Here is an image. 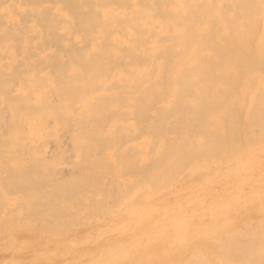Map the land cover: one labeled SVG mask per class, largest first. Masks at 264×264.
I'll list each match as a JSON object with an SVG mask.
<instances>
[{
	"label": "bare ground",
	"instance_id": "obj_1",
	"mask_svg": "<svg viewBox=\"0 0 264 264\" xmlns=\"http://www.w3.org/2000/svg\"><path fill=\"white\" fill-rule=\"evenodd\" d=\"M78 1L79 0H52L53 4L63 5V8H66L68 10V12L67 11L63 12L60 11L57 7H55V11H56L55 13L59 16V18L62 17L73 21L72 28L70 27L72 30L76 32L80 30L86 34L91 33V35L97 34L99 35L98 37H101L103 39V41L98 42L97 46H99V49L91 56L86 57L84 60H82L83 52L82 50H79L80 46L77 47L78 49L73 48L72 46L74 45H68L67 47L63 46L68 56L67 57L65 55L66 59L65 60L63 59V61L67 62L69 60H72L71 62H73L74 60V62L80 65V67L76 69L78 74L80 73L79 75L80 78L77 79L80 80L77 82H76L77 79L70 80L69 75H66L65 78L69 79L68 80L69 84L67 79H65L67 81L66 85H69V88L68 86H65L66 89H61V92L60 91L59 92L61 93L60 94L61 96L65 92V94H67L66 97H69L70 99L72 98V100L75 101L73 107L76 108L73 109L72 111L78 116V119L75 122H73L75 128L71 130H74L75 132L74 134L71 135V137H69V140L71 139L70 143L72 142L71 144L72 146L74 145L77 147V149H79L83 145L82 146V148H84L83 150L87 151L85 153L89 152L88 154H85L86 157L84 159L87 158L86 160H88V158H91V161H93L92 164H95V162L96 165L100 163L101 167L99 165H97L98 168L94 166L93 168L94 172L96 170L98 172L100 170L99 168H101L100 172H102L105 168L107 169L110 167L108 163H106L107 165L103 164L105 160L101 164V162L98 161V158H94V156L91 157V154L94 155L93 149L95 147L92 144L94 147L92 148L90 143L91 141L93 143L94 141L95 142L98 141L96 140V138H94V133L96 134L95 137H97L98 139L100 136V131L98 130L100 129V126L102 124L98 127L97 130H95L96 132L94 131V133H92L91 135L84 130L90 129L88 128V126L93 128L91 124L93 125L96 124L94 122H96L97 120L93 119L92 117L93 114L94 115H96L97 113L102 114L104 113V109L109 108L110 103L108 101L100 99L101 97L100 95L102 94L100 92L103 91L104 87L107 85L106 84L107 81L112 82L116 78L115 80H119V79L120 80L125 79L127 81L137 80L138 82L135 83L137 84L139 83V90L141 96L143 97L140 98L141 100H136L137 110L135 113L137 114L138 111H140V113L143 114L146 112L148 113L150 112L151 113L150 116L142 115L141 116L142 118L141 117H140L141 119L139 118V120H142L143 122L140 124H142V126L146 128L145 130L148 129L150 133L158 136V139L159 138L164 139V140L160 139V143L158 139H156L157 141L155 140L156 143H154L153 142L154 141L153 138L155 137L154 135L151 136L150 139L147 136V134H146L147 137L145 135L143 136L146 137L143 138L145 143L150 144L149 141L152 139H153L152 141L153 146L158 143V145H156V149H153L154 147H151L152 144L149 145L150 147L149 146L146 147H149V149L151 150L149 152L151 154L154 153L155 158L157 157L159 159L160 161V165H158L159 169H161L160 166L163 167L167 166L169 169L171 168L175 169L176 167H178L177 169L178 172L181 170L179 168L180 166L186 168V166L188 165L187 167L192 168L193 172L199 169L198 171H196V173L199 171L208 173L209 168L211 169L213 168L212 170L217 172V171H221L222 169V166H220L221 162L230 160L236 163V168L232 170L230 167L228 170H225L227 174L242 175L247 171V169L250 168L252 170H255L254 174L258 176H263L264 172L262 171V165L259 160V156L261 157L262 155H264V0H152L150 6H146V7H141L140 6L142 5L141 3L140 5H138L139 1L132 0V5L135 6L125 11V13L123 12L120 13L118 11V9L121 8L122 6L121 3L118 2V0H99L97 2L101 7V11L98 10V13H100L99 15H97L96 11L94 10L82 12L79 9ZM128 1L129 0H127V2ZM0 2L3 1L0 0ZM28 2H29V7L27 9V13H23V14L16 13V15H18L19 18H21L23 17V15L26 14L27 16L28 14L31 16L30 17L27 16V18L33 17L36 20H39V22L37 21L38 25H41L42 26L41 28L44 31H46L45 39H43L40 36L41 40H43L42 43L48 44V47L50 45L61 46V43L64 41V39L59 35H57L56 33H53L52 37H50L48 42V33L53 32L59 28L57 26V23L55 22L56 20L55 16L49 13L47 6H44L41 0H25L26 4H28ZM136 4L139 7H136ZM14 7L15 6L7 7V9H9L7 10L9 14L8 16H10L9 11H11L12 8L14 9ZM1 8L2 7H0V10ZM7 11L5 10V13ZM2 12L3 11H0V14ZM8 16H6L5 14V18L6 17L8 18ZM1 18L4 19L3 17ZM29 20L31 21V19ZM19 21H21V19ZM21 22L24 25L23 20ZM24 22H26V24L28 23V21L25 20ZM2 23L3 21H1V25ZM19 24L20 26H22L21 23ZM19 24L17 23V25ZM26 26L28 27V25ZM23 27L21 29H18L20 30L19 31L20 33L21 30L24 31L27 29V28L23 29ZM17 28H19V26ZM0 29H2V27ZM2 31L4 34L5 30L2 29ZM2 31L0 30V35H2L1 34ZM26 31L24 32L27 33V35L29 36L28 31H30V29L27 32ZM7 32L11 33V31H7ZM24 32H22L23 34L22 33L21 34L24 35ZM10 33L8 34L9 35L13 34L15 37L18 36L17 39L18 40L20 39V34L15 35L17 33L15 34L14 33L10 34ZM4 35H6V31ZM6 36H1L0 39L2 40L3 38L5 39L7 37L9 38V36L7 37ZM98 37L95 36L93 39H89L85 36L87 40L96 41V42L98 41ZM5 39L2 40L0 44L4 43L6 41ZM31 39L33 38H29V40ZM42 46L44 45H41V47ZM51 57L52 56L50 55L49 59L53 58ZM23 65L26 66L25 63H23L20 64V67ZM57 65L61 67V65L64 66L65 64L61 63L60 65L56 61L52 62L51 69H55L53 70V73L54 71H57V73L59 72L58 69L60 67L56 70V67H58ZM24 66L22 68H24ZM28 68L29 69H25L27 71H24V69L21 70L22 71L21 73H23V71L25 73L31 72L32 67L30 68L28 66ZM14 71L17 72V68L14 69ZM17 74L14 75L12 73V76L14 75L16 77L15 78L8 77V81H10L9 78L16 80L18 76L19 77L21 76L20 72ZM59 78L62 79L64 78V76L63 77L60 76ZM139 79L141 80V83L139 82L140 81ZM15 80L12 81L14 82ZM2 81H4V78ZM2 83L3 82H1L0 84L3 85ZM6 83L7 82L5 81L4 84ZM136 85L133 84V86L137 88L138 86ZM6 86L7 84L5 85V87L3 85L5 91L8 88V86L7 87ZM3 87L1 86L0 88L1 90L0 94L4 90ZM111 89L112 86L110 85L105 87L104 90L110 91ZM70 90L71 93H73L71 95L69 93ZM97 93L99 94L97 95ZM163 96H167L166 100L163 99L164 98ZM46 99L48 98L42 100H46ZM56 99H59V97ZM62 99H64L63 96L59 100ZM50 102L48 99V102L44 101L45 105L36 108L34 107L35 105H33V107L31 105H28L29 107L30 106L31 107L27 108L26 106H24L25 104L23 105V107L21 106V108L20 107L16 108V106L13 107V105L10 108L11 109L15 108L14 111H17L18 113H16V115L14 116L15 117L18 116L20 120L22 119L24 121L25 117L26 119H29L28 124L26 122L25 124L27 125V128L29 129L30 133L33 134L34 136L40 135L36 138L40 139L41 137L42 139L43 137L41 136L42 131L40 130H42L44 126H48L47 121L51 120L48 118L51 117L52 113L54 114V112L48 111L49 107L54 106L51 105ZM105 111H106L105 113H107V110ZM12 115H10V117L8 116V121H10L11 127L12 125L15 124L14 123L15 120ZM117 116L119 117V119L124 118L122 117L123 114L122 116H119V114ZM54 117H56L55 114ZM57 117H58L57 119H59V116ZM66 117L69 118V115ZM91 117L94 120V122L92 121ZM118 117L108 116L107 118V116L105 117L102 116V119H100L98 123L99 124L103 123L104 124L103 126L106 125L108 126V122H111L112 125H114L115 124L114 121ZM19 118L18 121H20ZM53 119L55 120V118ZM137 121L135 122L137 123ZM18 123L15 125H19ZM22 123L24 124V122ZM45 123H47V125ZM2 125L6 126L0 123L1 128L3 127ZM133 126L136 125L133 124ZM7 127L10 129L9 126ZM81 127L84 130L81 129ZM109 127H111V125H109ZM13 128H15V130L12 129L14 131V137H12V139L14 138L16 144L13 140L12 142H10L11 139L10 141H8L9 136L7 138V141L6 140L4 141L3 138L0 140V145L2 144V146L4 147V148H0V157H2V159L5 158L4 160H1V162L4 163V161H6L7 164L9 163L8 161H13L15 162V164L19 163L18 167H20V169L17 168L18 173L15 174L17 175L20 174V176L18 175L17 177V175H14L13 177L16 176L18 179L15 178L14 181L12 177L11 181L13 180L15 184L13 182L9 184L13 183L16 186L19 187L22 186V195H24L25 197L24 199H26V203L30 204L29 208L35 209L36 201L39 202L40 200L45 199L44 203L48 204L49 198L51 199L56 198L53 196L48 197L50 196L48 195V192L47 195L45 196L41 194L43 191L42 187L45 188L44 184L48 185V183L47 180H43L46 179L45 177L42 179L36 174V170H39L41 174V170H40L41 167L44 169L48 168L50 170L49 165L54 164V162L56 163H60L61 161L63 162L65 159L64 155L68 153L67 152L68 148L69 147L72 148V146L68 145L67 148V145L66 146L62 145L63 146L62 147L61 145L57 144L58 146L54 147L55 150L54 148L52 149L51 146L49 147V149H47L48 145L42 143L45 141L43 139V141L41 140L42 142L39 141V144H37L34 147L40 151V156L32 158V161L35 163H33L32 165L25 164V162L19 161L23 158H21L18 155L20 152H22L21 150L24 149L23 147L24 144L21 143L22 137L17 135L19 133V132L17 133L19 127L14 126ZM12 130L10 129L11 132H13ZM43 133L45 132L43 131ZM255 133H259V134H255ZM1 135L4 136L6 134L2 132ZM140 136L141 135H139L138 137ZM107 141L110 147L111 140L109 141L108 139ZM88 144L91 147H89ZM108 144L106 145L107 149L109 148ZM82 148H80V150ZM132 148L134 149L135 147L133 146ZM90 149H92L91 150L92 153L90 152ZM152 149L154 150V152L152 151ZM127 150L126 151L124 150V152L127 153ZM138 151L136 150L134 154L135 153L140 154V152ZM156 151L159 157L156 156L157 155ZM80 152H82V150ZM110 152L112 153L113 151ZM117 152H119V150H117ZM146 152H148V150L145 151L143 154H145ZM128 153L130 152L128 151ZM128 153L125 155L128 156ZM113 154L116 155L117 154L116 151L112 153V157H111V159L115 160L117 157L115 158ZM87 155H89L90 157ZM127 156H125L126 159L129 158ZM92 158H94V160ZM134 158L137 159L136 156ZM152 158H154V156ZM106 159H109L108 161L111 160L108 157ZM89 160L86 162H84L85 160H82L83 162H79L77 163L78 165H76L78 169H80L81 167L83 168V169L81 168L80 170L83 173L85 172L84 173L85 177L84 175H82L83 173H81L80 176L82 175V178H80V180H78L77 183L74 181L75 183H72L73 186L69 185L68 187H66L67 188L66 191L64 190L65 188L64 189L61 188L60 191L63 192L64 190L63 192L64 194L59 192L60 194H63L59 196H64L65 199L66 198L65 196L70 194V195H74V197L73 196L72 197L76 199L75 196L76 195L79 196L78 192H83V190L81 189L85 188L86 177L87 178L89 177V175L87 174H91L90 172H92L93 170L89 168V171L90 169L91 171L89 173L87 172L88 171L87 168L91 167L90 165L91 163H88ZM145 161L147 162V160H144L143 162L145 164L144 163L142 164L146 166L147 164ZM81 163L82 166H79L81 165ZM83 163L85 164L88 163L89 165L87 164L85 165L87 167H85L83 166ZM128 163L129 162H126L127 165H130ZM102 165L104 168H102ZM140 165L137 166L138 168L135 165L136 170L141 168ZM111 166L113 167L114 165L112 164ZM148 166H150L151 168L150 170L147 168L148 171L151 170L155 171L152 169L151 165ZM127 167L128 166H126V169ZM4 168L7 169L8 168L7 165L6 167L4 166ZM4 168L2 167V169ZM128 168H133V167H128ZM156 168L157 167H155L154 169ZM165 168L161 169L160 171L156 170L155 171L156 173L151 172L152 177L158 176V178L161 179V177H163L164 174L163 171L165 172L166 170L167 172L168 170V168L167 169ZM61 170L58 172H61ZM133 170L135 169L133 168ZM39 171H37V173ZM116 171L117 170L115 169L114 175H116L115 174L117 173ZM135 171L132 173L129 172L130 173L129 175H133L132 177L135 178V181L134 184L131 186V188L127 186L130 188L131 191L129 192L130 195L123 203L126 206L134 205L135 203L134 200H131L133 194L135 195L139 190L144 191V189H148L146 185L147 183H149V180L145 181L146 184H144L141 181L144 178L147 179L149 177H146L145 173L144 174L140 173V175L136 177V175L134 176ZM139 171L140 169L138 170V172ZM148 171L146 172V174L148 173ZM109 172L110 171H108V175ZM159 172H162V175ZM102 174H105L104 171ZM102 174H100V176L103 178V180H106L104 179L106 175L103 176ZM62 175L65 174L63 173ZM92 175L94 176L95 174L92 173ZM169 176L171 175L169 174ZM93 178L94 177L92 176L89 177L90 180H92ZM98 178L99 177L94 178L95 181H98L96 180ZM169 178H172V176ZM247 178L248 181L243 180L241 183H238L239 186L242 187L244 183H249L251 186V190H250L251 197L258 198L259 201L261 202L263 201L262 204H264V181L261 182V184L252 181L253 179L252 175H249ZM18 180H20L21 182H19ZM90 180L88 181L87 179L88 184L90 183ZM16 181H18L20 185ZM110 182L108 181V184H110ZM92 183L93 181H91L90 186H92ZM113 183L115 184L114 181ZM157 183L155 185L158 186L159 188L160 185H157ZM49 184H53L51 185L53 188L59 187L58 185H55L57 187L54 186V184H56V182L54 181ZM62 184L65 185L64 183ZM99 184H100L99 181L98 183H95L96 186H98ZM95 185L93 184L92 187H94ZM116 185L117 184H115V186ZM102 187L100 188V190L102 189ZM111 187L112 186H110V188ZM202 187H204L206 193H210L209 196H206L207 198L210 197L208 203H205L197 195L194 199H187L188 201H182V200L180 201L181 197L177 198V196L175 195L176 197L174 196L175 199H173L174 203L170 204V206L173 208V211H167L163 209L160 210L158 213H156L155 216L154 214H149L152 215V217H149V219H152L151 222H155V224H160V223L166 224L169 222L172 229L171 231L165 230V233L169 235L161 240L158 239L154 245L152 244L153 246L150 247V249L153 250L152 251L150 250L151 252L148 255L147 262L144 264H264V205L262 207L261 205H259V207L256 208V211L258 212L259 215H257L256 212L253 214H256L257 216L251 215L249 213L251 217L246 218L245 217L246 213L243 214L239 213L238 206L225 204V202L222 200L221 197H216L215 194L212 195L213 194L212 190L208 189L206 186H202ZM241 187H237L236 189H240ZM113 189L116 190L115 188ZM94 190L96 192L94 193L92 190L91 192L92 194L93 193L96 194L98 191L102 192V190L100 191L98 190V188H94ZM193 190L194 188L191 191ZM141 192L142 191L139 192V195H142L144 193ZM52 193H54V191H52ZM152 193H153V189L151 194ZM85 194L86 193H83V195ZM90 194L88 195L91 196ZM2 195L3 194H1L0 197H2ZM98 195H101V193ZM81 196L82 195H80L79 197ZM116 196H118V192L116 193L115 197ZM22 197L23 196H21L20 199H23ZM99 197L98 199L100 201L102 197L100 198ZM59 198H60V202L58 200L56 203L66 202V204L64 205L67 207V201H65L61 197ZM68 198L69 197L67 196V199ZM55 200L52 202L54 203ZM103 200L105 201V199ZM197 200L201 203H198ZM161 201L163 200L161 199ZM77 202H78L77 204H79L80 201ZM81 203L84 204V202ZM100 203H103V201L99 202V204ZM58 205L57 208H60L61 206L63 208L65 207L62 204H60L61 205L60 207H58ZM49 206L50 205H48V209ZM77 206L79 207L80 205ZM101 206L102 205H98L99 209ZM48 209L46 208L47 211H49L51 208L49 210ZM154 209L155 208H152L153 211ZM133 210H137L136 207H133ZM54 211L55 210H53V212ZM104 211L106 212V209ZM147 212L149 213L151 212V210L148 209ZM147 212L142 211L141 214L143 216L139 219H143L144 217H146V215L148 214ZM102 213L103 212H101V214ZM16 214L19 215V213ZM52 214H55V212ZM20 216L21 217H19V220L20 219L21 220L17 221L19 224L15 227V230L16 231L26 230L27 232V228L30 227V224L27 222V220L31 218H26L25 217L26 215L24 216L22 214ZM15 217L17 218L18 216ZM53 222L54 221H52V223ZM241 222H242V226L240 228L238 226L239 223ZM1 225L2 227H0V231L1 230L4 231L3 224ZM55 226H59V224L54 225V228H56ZM67 226H70V224ZM13 227L14 226L12 225V229ZM84 227L83 226L81 227L80 225L79 228L84 229ZM6 228H5V232H7ZM71 228L74 229V226H72ZM46 229H44L45 232ZM61 229L57 231L62 232ZM29 230H31V228ZM13 231L14 230H12V233ZM34 231L32 233H34ZM18 232L19 231H17L15 234H18ZM3 233L4 232L1 231L0 235H3ZM21 233L23 234L24 232ZM21 233H19L20 236H22ZM38 233H39L38 235L31 233L29 234L33 235L34 237L36 236L37 238L41 237L40 231ZM41 233L42 235L45 234L43 233V231H41ZM52 234L54 233H51V235ZM125 235H130V234H125ZM8 236L12 241H14L15 244L17 242V241L15 242V240L22 238V237L17 238L18 235H14V234L12 235L8 234ZM67 236L66 238L69 237ZM6 237L5 240H8L6 239ZM58 238H60V236ZM110 238L113 239V237ZM2 239L3 238H1V240ZM28 239L22 240V242L24 243L22 247L25 246V243L28 241ZM32 239L29 240L33 241ZM39 240L42 239L39 238ZM20 241L21 240H19V242ZM30 241H28L29 242L28 245L32 243ZM40 242L39 244H41ZM109 242L110 241H108V243ZM7 244L6 246H4L3 244L2 245L6 248L8 246ZM34 244L38 246V244L35 243V241ZM1 247L2 246H0V248ZM33 247H35V245H33ZM5 248L4 249L2 248L1 250L5 251L6 250ZM6 251L5 253L9 252ZM91 251L93 252L92 249ZM19 252H21L22 254V251ZM23 252H25V249H23ZM146 253L145 255H147ZM13 255H15V253H13ZM23 255H27V254H23ZM28 256L29 255H27L26 257ZM4 257H7V255L5 256L4 254ZM15 257L18 256L15 255ZM133 260L135 261V258ZM21 262L23 261L21 260ZM142 262L144 261L142 260ZM130 263L132 262L130 261Z\"/></svg>",
	"mask_w": 264,
	"mask_h": 264
},
{
	"label": "rangeland",
	"instance_id": "obj_2",
	"mask_svg": "<svg viewBox=\"0 0 264 264\" xmlns=\"http://www.w3.org/2000/svg\"><path fill=\"white\" fill-rule=\"evenodd\" d=\"M1 1H3V2H0V7H2L0 11H3L2 12L3 16H2V13L0 15L4 19H2L0 17V20L2 19L1 21H3L2 25H1V21H0V26L2 27V29H4L6 31V35L9 36V38L6 35H4L5 31L3 34L2 29H0L2 31L1 32L2 35H0V37L1 36L7 37L6 39L5 38L2 39V40H4V39L6 40L5 42L3 41L4 42V43H2L3 45L0 44V83L3 82L2 84L4 85V87L6 84L8 86L7 90L5 91L3 85L0 84L4 89L0 94V109H1L0 110V123L6 125V126L2 125L3 126L2 128L0 126V140L3 138L4 141L5 140L7 141V138L9 136L8 141H10V139H11L10 142H12V140H13L16 144V141L14 140V138L12 139V137H14V131L12 129L15 130V128H13V127L18 126L19 130L17 131V133L18 132L19 133L17 135L22 137L21 143L24 144V146L22 145L24 147V149H22L21 150L22 152H20L18 154L23 159H21L19 161L25 162V164L32 165L33 163H35L32 161V158L40 156V151L34 147L37 144H39V141L42 142L43 139L45 141L42 143H45L46 145H48L47 149H49L50 146L53 149L54 147H56L58 145H61V146L67 145V148H68V145L72 146L71 145L72 142L70 143L71 139L69 140V137H71V135L74 134L75 131L71 130V129L75 128V125H73V122H75L78 119V116L72 111L73 109L76 108V107L75 108L73 107V104L75 103V101H73L72 98L70 99L69 97H66L67 94H65V92L62 94L64 99H62V100H59V99H61V97H62L60 95L61 89H66L65 86H68V88H69V85H66V82L69 79L65 78V76L69 75L70 80L80 78L79 77L80 73L78 74V72L76 71V69L79 68L80 65L77 64L76 62H74V60H73V62H71L72 60H69L68 58H67L69 60V61H67L68 63L66 61H63V59L65 60L66 56H67L63 46L67 47L68 45H74L72 47L76 48V49H78L77 47L80 46L79 50H82V52H83L82 53L83 54L82 60H84L86 57L91 56L92 54H94L99 49V46H97V44H98V42H102L103 39L101 37H98L99 35H97V34L91 35V33L86 34L80 30H78V32L72 30L71 28H72V22L73 21L68 20L66 18H62V17L59 18V16L55 13L56 12L55 7H57L60 11H63V12L67 11L68 12V10L66 8H63V5L53 4L52 0H41L42 4L44 6H47L49 13H51V15L55 16V19H56L55 22L57 23V26L59 27L57 30L48 33V42H49L50 37H52L53 33H56L57 35H59L60 37H62L64 39V41H63L64 43L62 42L61 46L50 45L48 47V44L42 43L43 40H41V38H40V36L43 39L46 38V31H44L41 28L42 27L41 25H38L37 21L39 22V20H36L33 17H32L33 19L27 18V16H29V17L31 16L28 14H27V16H26V14L23 15V17L20 16L21 18H19V16L16 15V13L17 14L18 13H21V14L27 13V9L29 7V2H28V4H26L27 1L25 3V0H1ZM79 1H78V6L82 12L94 10V11H96L97 15L100 14V13H98V10L101 11V7L97 3L99 0H79ZM137 1H139L138 2L139 4L137 3L138 5H140V3H141L142 4V5H140L141 7H146V6H150L152 0H137ZM118 2L121 3V5L123 6V7L121 6V8L118 9V11L120 13H122V12L125 13V11H127V10H129L135 6V5H132V0H129L128 2H127V0L126 1L125 0H118ZM137 4H136V7H139ZM11 6H15V7H14V9L12 8L11 11H9L10 16H8L9 14H8L7 10H9V9H7V7H11ZM4 7H6V8H4ZM5 10L7 11L6 13H5ZM13 10L15 13L13 12ZM4 13L6 14V16H8V18L7 17L5 18ZM20 19H21V21L23 20L24 25L22 24L21 21H19ZM29 19H31V21ZM24 20L28 21L29 24L28 23L26 24V22H24ZM17 23L18 24L21 23L22 26H20V24L17 25ZM25 24L28 25V27ZM18 26H19V28H17ZM23 26H26V27H23ZM22 27H23V29L27 28L26 29L27 31L30 29V31H28L29 36L27 35V33L24 32L26 30H24V31L21 30V33L24 32V35H22L23 33L21 34L19 32L20 30H18V29H21ZM7 31H11V33H14V34L17 33L15 35L20 34V39L18 40L17 39L18 36L15 37L13 34L9 35L8 33H10V32H7ZM70 32H72V33H70ZM85 36L89 39H93L95 36H97L98 41L96 42V41L87 40L85 38ZM26 37H28V38H26ZM29 38H33V39L29 40ZM2 40L0 41V43L2 42ZM40 43H42V44H40ZM69 43H72V44H69ZM41 45H44V46L41 47ZM45 46L48 48H46ZM48 55H49V57L51 55L53 58L51 57L52 59H49ZM54 61L58 62V64H60V65H61V63L65 64L64 66L61 65V67L59 65H57L58 67H56V70L60 67L58 69V71H59L58 73H57V71H54V73H53V70H55V69H51V63ZM59 61H60V63H59ZM23 63H25V65H26V66L23 65L24 68H22L23 66L20 67V64H23ZM28 66L30 68L32 67V70L30 69L31 72L25 73L24 71H27L25 69H29ZM16 68H17V72L14 71V69H16ZM18 68L20 69V71ZM23 69H24V71H23V73H21L22 72L21 70H23ZM13 71L16 74L20 72L21 76L20 77L18 76L16 80L9 78L10 81H8V77H13V78L16 77V76H14L16 74ZM12 73L14 74L13 76H12ZM50 73H52V74H50ZM57 74H59V75H57ZM9 75H11V76H9ZM1 76L4 78V81H2L3 78ZM58 76L59 77L64 76V78L60 79ZM65 79H67V81ZM115 79L112 82H109V81L106 82L107 85L105 87L110 86V85L112 86V89L110 91L104 90L105 89V87H104L103 91L100 92V93H102L100 95L101 96L100 99L108 101L110 103L109 108L104 109V113H102V114L97 113L96 115H98L99 117L94 115V114L92 115L93 119H95L97 121L94 122V120L91 117L92 121L94 123H96L95 125L90 123L91 126H93V128L88 126V128H90L88 130H91V128H92L91 131H88L87 129L84 130L81 127V129H83L84 131H87L91 135L102 124L100 126V129L98 130V131H100V136L98 139H97V137H95L96 134L94 133V138H96V140H98V141L95 142L93 140L95 144L92 141L90 143L92 148L95 147L93 149L94 155L91 154V157L94 156V158H98V161H100L101 164L105 160L103 164L107 165L106 163H108V165L110 166L109 168H107L108 170L106 168L104 170L102 169L105 174H102L103 171L100 172L101 168H99L100 170L98 172H97V170L94 172V169H93L94 166L96 168H98L97 165L100 166V163H98L97 165H96V162H95V164H92L93 161H91V158H88V160L90 159L88 163H91L90 164L91 167L87 168L88 169L87 172L89 173L91 171V169H93V170H92V172H90L91 174H87V175H89V177L92 176L94 178L99 177L96 180H98L100 182V184L98 186H96L95 183H98V181H95L94 178L92 180H90L91 178L89 179V177L88 178L86 177L85 188L81 189V190H83V192H78L79 196L82 195L81 196L82 198L79 197L78 195H76L75 196L76 199H74L73 198L74 195L69 194V195H66L65 196L66 198L64 199V196H59V195H63L64 190L65 191L67 190L66 187H68L69 185H72V183H75V182L77 183V181L80 180V178H82V175H84V173H85V172L84 173L81 172L80 169L82 167L80 169H78L76 167V165H78L77 163L83 162L82 160H85L84 162L88 161V160H86L87 158L86 159H84V158L86 157L85 154H88L89 152L85 153L87 151L83 150L84 149V148H82L83 145L81 147L78 146V147L82 148L81 150L83 153L80 152L81 151L80 148L77 149V147L73 145L74 148H73V146H72V148L71 147L68 148V151H67L68 153H66L64 155L65 159L63 162L58 161L60 163L54 162V164L49 165L50 170L48 168L44 169L41 167L40 168L41 174H40L39 170H36V174L39 177H41L42 179L45 177L46 179H43V180H47V183H48V185L44 184L45 188L42 187L43 191L41 194L43 196H45V195H47V192H48V195H50L48 197L53 196V197H56L55 199H57V200L49 198L48 204L44 203L45 199H42L39 202L36 201L37 205L35 204V209L29 208L30 204L26 203V199H24L25 197H24V195H22V186L21 187L16 186V185H14L15 182H13V180L11 181V178L14 175H17L15 173H18L17 168L20 169V167H18L19 163L15 164V162H13V161H8L9 162L8 164L6 163V161H4V163H3V162H1V160H4L5 158L2 159V157H0V162H1L0 163V195L3 194L2 197H0V222H1L0 227H2L1 224H3L4 231L3 230H1V231L4 232L3 235L5 237L7 236L6 239H8V240H5V237L3 235H0V243H1L0 246H2L0 248V264H21V263L22 264H50V262H51V264H123V263L125 264L126 262H129L126 264H144L147 262L149 253L153 250V249L151 250L150 247H152L157 242L158 239L161 240V239H163L169 235V234L165 233V230L171 231V229H172L169 222L166 224H161V223L155 224V222H151L152 219H149V217H152V215H149V214H154V216H155L156 213H158L160 210H163V209L167 210V211H173V208L170 206V204L174 203L173 199H175L176 196H177V198L181 197L180 201L181 200L182 201H188L187 199H194L197 195L205 203H208L210 200V197L207 198L206 196H209L210 193H206V190H204V187H202V186H206L208 189L212 190V193H213L212 195L215 194L216 197H221L222 200L225 202V204L232 205V206H238L239 213H241V214L246 213V216H245L246 218H250L251 215H256V214L259 215L258 212L256 211V208H258L259 205H261V207H262L264 205V204H262L263 201L261 202V201H259L258 198L251 197V192H250L251 186L249 183H244L242 185V187L239 186L238 183H241L243 180L248 181L247 177L249 175H252L253 176L252 181H255L256 183L261 184V182L264 181V173H263V176H258L256 174H254L255 170H252L249 168L242 175H240V174H227L225 170H228L230 167L232 170H234L236 168V163L233 161H230V160L223 161V162H221V165H220V166H222L221 171L215 172L212 170L213 168L212 169L209 168L208 173L207 172L206 173L201 172V171L196 173V171H198L199 169H197L195 172H193L192 168L187 167L188 165L185 168V167H181L180 166L181 164H180L179 168L181 170L179 169L180 171H178V172H177L178 167H176L175 169L174 168L169 169L167 166H164V167L160 166L161 169H163L165 167H166L165 169L168 168L167 172L165 170L166 173L163 171V173H164L163 177L164 178L169 176V174L172 176V178L173 177L174 178L173 179L169 178L171 176L167 177L168 179L167 178L164 179L163 177H161V179H160V178H158V176H156L157 178L155 176H154L155 178L152 177L151 174L153 172L156 173L155 172L156 170L157 171L161 170L158 168L159 167L158 165H160V161L157 157L155 158V155L153 153L154 152L153 149H156V145H158V143L154 146L152 144L153 142L156 143L155 140L158 139V136L150 133L148 131V129L145 130L146 128L144 126H142V124H140V123H143L142 120H139V118L142 115L150 116L151 113L146 112L143 114V113H140V111H138L137 114L135 113L137 110L136 100H141L140 98L143 97V96H141V93L139 90V83L138 84L135 83V82H138L137 80L136 81H134V80L127 81L125 79L124 80L119 79L120 80L119 81V80H115ZM12 80H15V81L13 82ZM79 80L80 79H77L76 82ZM5 81L7 82L6 84H4ZM139 82L141 83V80ZM68 84H69V81H68ZM133 84H135V85L137 84L136 86H138V87L137 88L134 87ZM1 86H0V88H1ZM69 93H70V95L73 94V93H71V90ZM69 93H68V95H69ZM98 94L99 93H97V95ZM58 97H59V99H56ZM163 97H164L163 99L166 100L167 96H163ZM45 98H48L49 102L51 101L50 104L54 105V106H52L53 108L49 107L48 111L54 112L56 117H54L53 113L51 114V117L48 118L51 120L47 119L48 120L47 121L48 126H44V128L42 130H40V131H42V133H41L42 134L41 136H43L42 139H41V137H40V139H38L36 137H38L40 135L34 136L33 134H31L29 129L27 128V125L25 124V122L28 124L29 119H26V117H25L24 121L21 119L22 122H24V124H23L18 116H16V117L14 116V115H16V113H18L17 111H14L15 108L11 109L10 107H12V105H13V107L16 106V108L17 107L21 108V106L23 107L24 104H25L24 106H26L27 108L29 107L28 105H31L32 107H33V105H35L34 106L35 108L40 107V106L45 105L44 101L48 102V99L42 100ZM48 106H49V104H48ZM105 110H107V113H105L106 112ZM83 112H84V110H83ZM85 113H86V110H85ZM106 114H108V115H106ZM118 114H119V116H122V114H123L122 117H124V118L121 117L123 120L119 119V117L117 116ZM10 115H12L14 117L15 122L14 121L13 122L15 124L20 122L21 125H20V123H18L19 125L14 124L11 127V123H10V121H8V116L10 117ZM68 115H69V118L66 117ZM57 116H59V119H57L58 118ZM94 116H96V117H94ZM102 116H104V117L107 116V118H108V116L109 117L110 116L118 117V118H116V120L114 121L115 122L114 125H112L111 122H108V126L106 124H105L106 126H103L104 125L103 123H100V124L98 123V121L100 119H102ZM18 118L20 121H18ZM53 118H55V120ZM135 118H137V119H135ZM117 119H119V120H117ZM135 121H137V123H139L140 125L137 124ZM139 121H141V122H139ZM133 122H135V123H133ZM47 123H45V124L47 125ZM66 123H68V124H66ZM83 124H84V121H83ZM133 124H135L136 126L139 125L140 128H139V126H137V127L133 126ZM109 125H111V127H109ZM7 126H9L13 132H11ZM43 131L45 133H43ZM144 131H146V132H144ZM255 131H257V130H255ZM2 132H4L6 135L2 136L1 135ZM9 132H10V134H9ZM146 134L149 137V139L151 138V136H153V135L155 136L154 138L152 137L154 139V141H153V139L149 141L150 144L145 143L143 140V138L147 137ZM255 134H259V133H255ZM118 135H120V136H118ZM139 135H141L140 136L141 138L138 137ZM144 135L146 137H143ZM168 135H170V134H168ZM124 136H126V137H124ZM107 138L109 139V141L111 140L110 147H109V144L107 143L108 142ZM160 139H162V138L158 139L159 143H160ZM162 140H164V139H162ZM47 142H48V144H47ZM86 143H87V141H86ZM96 143H98V144H96ZM137 143H139V144H137ZM92 144L94 145V147ZM107 144L109 147L108 149L106 147ZM79 145H80V143H79ZM132 145L135 147L134 149L132 148L133 147ZM143 145H145V146H143ZM149 145H151V147H154L152 149L153 154H151L149 152V151H151L149 149V147H150ZM1 146H2V144L0 145V148H4L3 146L2 147ZM91 146L89 145V147H91ZM146 146H149V147H146ZM127 148H128V150H127ZM146 148H148V149H146ZM54 150H55V148H54ZM91 150L92 149H90V152H91ZM114 150L116 151L117 154L116 155L113 154V156H115V158L117 157L116 158L117 160L111 159L112 153L115 152ZM117 150H119L120 154H119V152H117ZM124 150L125 151L127 150V153L129 151L131 154L128 153V156L125 155L127 153L124 152ZM133 150H135V151L139 150L138 152H140V154H138V153L134 154L135 151H133ZM144 150L145 151L148 150V152L143 154L145 152ZM110 151H113V152L111 153ZM108 152H110V153H108ZM106 153H108V154H106ZM156 154H157L156 156L159 157L157 151H156ZM89 155H87V156H89ZM106 156L108 158H110L111 160L108 161L109 159H106L107 158ZM118 156H119V158H118ZM125 156H127L129 158L126 159ZM135 156L137 157V159L134 158ZM153 156L156 159V161L154 158H152ZM94 158H92V159L94 160ZM138 159H140V160H138ZM133 160L135 161V163ZM144 160H147V162L145 161L147 164L146 166L144 165L145 164L143 162ZM259 160H260L261 165H262V171L264 172V168H263V166H264V155H262L261 157L259 156ZM126 162H129L128 164H130L131 166L127 165ZM131 162H132V164H131ZM88 163H86V164L83 163V166L87 165ZM142 163H144V164H142ZM4 164L7 165V167H8L7 169L4 168V166L6 167V165H4ZM112 164L114 165L113 167L111 166ZM138 164L139 165L142 164V165H140L141 168H139L140 169L139 172H138L139 169L136 170V167L139 166ZM185 164H186V162H185ZM132 165H134V166H132ZM135 165H136V167H135ZM148 165H151L152 169L155 171H152V170L148 171L147 168L149 170L151 169L150 166H148ZM79 166H82V163ZM115 166H117V167H115ZM121 166L123 167V169ZM126 166L133 167L136 171L133 170V168H128V167L126 169ZM2 167L4 169H2ZM12 167H14V168H12ZM85 167H87V166H85ZM120 167H121V169H120ZM155 167H157V168L154 169ZM89 168H91L90 171H89ZM102 168H104L103 165H102ZM115 169L117 170L116 171L117 173H115L116 175H114ZM141 169H143V170H141ZM60 170H61V172H58ZM21 171H22V169H21ZM37 171H39V172L37 173ZM108 171H110L109 175H108ZM134 171H135L134 176L136 175V177L138 175H140V173H142V174L145 173L146 177H149L147 179L144 178L141 181L144 184H146L145 181L149 180V183H147V185H146L149 190L148 189H144V191L139 190L135 195L133 194L131 200H134V202H135L134 205L126 206L123 203L127 199V197L130 195V193H129L131 191L130 188L134 184V181H135V178L132 177L133 175H129L130 174L129 172L132 173ZM147 171H148V173H147L148 175L146 174ZM59 173L60 174L64 173L65 175H62V174L60 175ZM81 173H83V174L80 176ZM92 173L95 175L93 176ZM159 173L162 175V172H159ZM100 174H102L103 176L106 175L107 177L106 176L104 177V179H106V180H103V178L100 176ZM183 174H185V175H183ZM18 175L20 176V174H18ZM18 175H17V177H18ZM161 175H159V176H161ZM130 176L132 177V179ZM17 177L16 176L13 177L14 181H15V178H17ZM84 177H85V175H84ZM4 179L6 182L4 181ZM87 179H88V181L90 180L89 184H88ZM52 180L54 182H56V184H54V186L55 185L59 186V187L55 186L58 189L53 188L51 186L53 184H49V183L53 182ZM167 180H170V181H167ZM18 181L21 182L20 180H18ZM18 181H16V182H18ZM91 181H93L92 186L94 184L95 185L94 187L90 186ZM94 181H95V183H94ZM108 181L109 182L112 181V182H110V184H108ZM113 181L115 182V184H117L116 186L113 183ZM11 182H13L14 184L13 183L9 184ZM65 182H67V183H65ZM62 183H64L66 186L63 185ZM156 183H157V185H160L159 188H158V186L155 185ZM161 183H163V184H161ZM19 185H20V183H19ZM110 186H112V187L110 188ZM127 186H129L130 188ZM101 187H102V189H101L102 192H99L98 190H100ZM237 187H241V188L236 189ZM61 188L62 189L65 188L63 190V192L60 191ZM94 188H98V190H97L98 192L96 193L97 195L94 194L96 192L95 191L96 189L94 190ZM113 188H115L116 190H119V191H116ZM151 188L153 189L152 194H151V192H152ZM193 188H194V190L191 191ZM121 189H124V190H121ZM92 190L94 192L93 194L91 193ZM52 191H54V193H52ZM140 191H142L144 193L142 195H139ZM59 192H61L63 194H60ZM117 192H118V196L115 197ZM181 192H182V194H181ZM185 192L186 193L188 192V193L186 194ZM83 193H86V194L83 195ZM100 193H101V195H98ZM5 194H6V196H5ZM88 194H90L91 196H89ZM87 195H88V198H87ZM21 196H23L22 197L23 199H20ZM58 196L63 198L65 201H67V207L68 208L64 205V204H66V202L59 203L60 198ZM67 196L69 197L68 199H67ZM99 196L102 197V199L100 201L98 199ZM85 197L87 198V200ZM103 199H105V201ZM161 199L163 201H161ZM54 200H55V202L53 203L52 201H54ZM58 200H59V202L56 203ZM77 201H80L79 204H77L78 203ZM98 201L99 202L103 201V203L99 204ZM74 202L80 206L78 207ZM81 202H84V204ZM159 203H160V205H159ZM198 203H201V202L198 201ZM43 204L44 205L46 204V205L44 206ZM60 204H62L65 207L63 208ZM225 204H224V206H225ZM48 205H50L49 209L51 208L50 209L51 211L48 209ZM57 205H58V207H60V206L61 207L57 208ZM68 205L70 206V208ZM98 205H102L101 206L102 209H101V207L99 209ZM103 205L105 208L103 207ZM71 206H72V208H71ZM251 206H253L254 208ZM133 207H136L137 210H133ZM46 208L49 211H47ZM152 208H155L154 211L152 210ZM52 209L55 210L54 211L55 214H52V213H54ZM105 209H106V212L104 211ZM148 209H150L151 212L148 213L147 212ZM142 211L147 212L148 214L143 219H139L143 216L141 214ZM198 211H199V209H198ZM248 211H250V212H248ZM15 212L19 213V215H17ZM101 212H103L102 213L103 215L101 214ZM255 212H256V214H253ZM136 213H138V214H136ZM21 214L24 216L26 215L25 216L26 218H31L28 220L26 219L27 222L30 224V227L27 228V232H26V230H17V231H19L18 234H15L17 232L15 230V227L19 224L17 221L19 220V217H21L20 216ZM37 215H39L40 217ZM54 215H56V216H54ZM15 216H18V217L16 218ZM156 217H159V216H156ZM52 221H54V222L52 223ZM58 224H59V226H55L56 228H54V225H58ZM69 224H70V226H67ZM79 224L81 225V227L85 226L84 229L83 228L80 229ZM12 225L14 226L13 229H12ZM71 225L74 226V229L71 228L72 227ZM33 226H34V229H33ZM241 226H242V222L239 223L238 227L241 228ZM5 228H6L7 232H5ZM30 228H31V230H29ZM59 228L60 229L62 228L61 229L62 232L57 231V230H60ZM44 229H46V232L44 231ZM9 230L11 231V234H10ZM12 230H14L13 233H12ZM34 230H36L37 232ZM33 231H34V233H32ZM39 231H40L41 237L37 238L35 236L36 237L35 238L33 235H31V234L38 235ZM41 231H43V233H45V234L42 235ZM47 231H49V232H47ZM69 231H70V233H69ZM21 232H24L23 234H26V233L27 234L23 235ZM19 233H21L22 236H20ZM29 233H31V234H29ZM51 233H54L55 235L54 234L51 235ZM8 234L9 235H12V234L18 235L17 238L18 237H22V238L15 240V242L17 241L15 244L14 241H12L10 239ZM125 234H130V235H125ZM24 236H26V237H24ZM59 236H60V238H58ZM66 236L68 238H66ZM122 236H124V237H122ZM28 237L30 240L33 238L32 239L33 241H30L28 239ZM64 237H65V239H64ZM110 237H113V239H111ZM1 238H3V239L1 240ZM39 238L44 240V241L39 240ZM62 238H63V240H62ZM24 239H28V241H30L32 243H30V245H28L29 242L27 241L25 243V246L22 247V245H24L22 240H24ZM54 239H56V240H54ZM58 239H60V240H58ZM19 240H21V241L19 242ZM34 241H35V243L38 244V246H36V244H34ZM40 241H42V242H40ZM51 241L54 245L51 243ZM108 241H110V242L108 243ZM39 242L41 244H39ZM2 244L4 246H6V244H7L9 247L7 246L8 248L7 247L5 248ZM32 244L35 245L36 248L33 247ZM43 245L44 246L47 245V246L44 247ZM83 245H84V248H83ZM2 248L3 249L5 248L9 252H7L5 250L7 252V253H5L4 250L3 251L1 250ZM28 248H31V249H28ZM23 249H25V252H23ZM86 249H89V250H86ZM91 249L93 250V252L91 251ZM1 251L3 252V254ZM17 251H18V253H17ZM19 251H22V254ZM27 251H29L30 253ZM13 253H15V255H17L18 257H15V255H13ZM145 253L147 255H145ZM4 254H5V256L7 255V257H4ZM23 254H27L29 256L26 257L27 255H23ZM93 254H95V255H93ZM22 257H24V258H22ZM134 258H135L136 262L133 260ZM59 259H60V262H59ZM21 260L23 262H21ZM142 260L144 262H142ZM41 261H42V263H41ZM130 261L132 263H130Z\"/></svg>",
	"mask_w": 264,
	"mask_h": 264
}]
</instances>
